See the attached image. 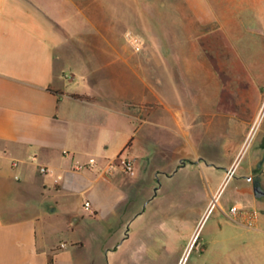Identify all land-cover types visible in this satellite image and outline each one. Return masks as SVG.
Instances as JSON below:
<instances>
[{
	"label": "crops",
	"instance_id": "obj_1",
	"mask_svg": "<svg viewBox=\"0 0 264 264\" xmlns=\"http://www.w3.org/2000/svg\"><path fill=\"white\" fill-rule=\"evenodd\" d=\"M126 20L150 47L122 44ZM231 21L230 0H0V264H105L148 242L155 214L171 238L192 239L245 146L201 144V118L264 101L234 47L264 38V22ZM221 148L232 156L223 167ZM119 155L134 176L105 174ZM243 176L232 207L264 210V139ZM89 221L109 226L90 233ZM234 223L264 233L259 218Z\"/></svg>",
	"mask_w": 264,
	"mask_h": 264
},
{
	"label": "rangeland",
	"instance_id": "obj_2",
	"mask_svg": "<svg viewBox=\"0 0 264 264\" xmlns=\"http://www.w3.org/2000/svg\"><path fill=\"white\" fill-rule=\"evenodd\" d=\"M261 5H264V2ZM230 19L235 30H239L243 26L251 29H262L263 26H260L258 22L260 20L264 22V6H260L259 0H230ZM159 23L162 24V20H156L155 26L158 24L157 27H160ZM170 23L171 33L177 35L179 32L178 25L174 27V23ZM166 24V31L169 33V22ZM187 31L190 30L187 29ZM120 32L124 46L133 50L140 49L128 41V34H132L138 36L142 41V50L150 47L149 40L136 31L131 21H123ZM162 38L159 36L161 42ZM263 44L264 38L253 35H248L245 38L239 36L234 40V47L239 52L240 59L250 69L249 78L262 88H264V52L259 49V45ZM257 107L253 105L242 117L211 115L201 118L204 123L199 128L202 132L201 144H220L221 147L230 146V144H245V146L238 156L233 175L225 181V186L217 203L213 202L214 205H211L203 215L192 239L189 240L188 237L185 240L180 236L176 239L171 238L169 227L172 226V223L165 220L162 214H155V220L151 223L152 237L149 241L146 243L143 242L146 240L140 239L131 241L122 250H118L109 256L105 264H262L264 233L250 231L235 224L225 215L237 203L232 193L237 189L236 187L240 182L245 181L243 175L247 165L264 139V101L262 104L259 103ZM208 120L212 121V125L205 124ZM211 127L216 131L211 132ZM231 158L230 150L221 148L218 166L223 167ZM262 207L261 205L260 210L247 208V206L244 208L255 211L260 221H263L264 210ZM87 223L89 225L85 229L90 233L99 230L101 227L109 226L108 221L98 225L94 224V226L91 221ZM81 225L82 223L76 224L75 229L79 230L82 228ZM187 232L190 233L191 230L187 229ZM109 247L116 249L117 246ZM93 249L94 246L88 244L85 256H91ZM83 263L94 264V261L87 260Z\"/></svg>",
	"mask_w": 264,
	"mask_h": 264
},
{
	"label": "built area",
	"instance_id": "obj_3",
	"mask_svg": "<svg viewBox=\"0 0 264 264\" xmlns=\"http://www.w3.org/2000/svg\"><path fill=\"white\" fill-rule=\"evenodd\" d=\"M128 41L137 48H143V43L138 38V36L128 34ZM90 164L94 165L95 160L91 159ZM15 166H18L17 162L15 163ZM118 170L129 176H134L136 172L134 162L123 155H119L115 159L110 160L105 166V174L108 176H112ZM40 172L43 174H47L49 172V169L47 167H40ZM233 173V169L230 170L229 176L231 177ZM248 181H252V178H249ZM211 205L213 206L214 204ZM85 206L87 209H89L90 203L87 202ZM225 215L233 222L241 223L250 229L255 228L258 221V214L255 211L240 208L237 206L231 207V209L226 212ZM62 247H64V245H62Z\"/></svg>",
	"mask_w": 264,
	"mask_h": 264
},
{
	"label": "water",
	"instance_id": "obj_4",
	"mask_svg": "<svg viewBox=\"0 0 264 264\" xmlns=\"http://www.w3.org/2000/svg\"><path fill=\"white\" fill-rule=\"evenodd\" d=\"M255 191H256V194H258V195L263 194V192L260 188H256Z\"/></svg>",
	"mask_w": 264,
	"mask_h": 264
},
{
	"label": "trees",
	"instance_id": "obj_5",
	"mask_svg": "<svg viewBox=\"0 0 264 264\" xmlns=\"http://www.w3.org/2000/svg\"><path fill=\"white\" fill-rule=\"evenodd\" d=\"M50 264H53V260L52 259H50Z\"/></svg>",
	"mask_w": 264,
	"mask_h": 264
},
{
	"label": "flooded vegetation",
	"instance_id": "obj_6",
	"mask_svg": "<svg viewBox=\"0 0 264 264\" xmlns=\"http://www.w3.org/2000/svg\"><path fill=\"white\" fill-rule=\"evenodd\" d=\"M258 184V183H257Z\"/></svg>",
	"mask_w": 264,
	"mask_h": 264
}]
</instances>
